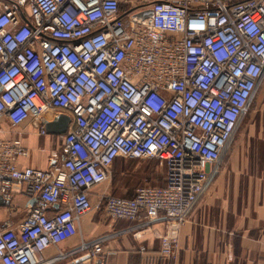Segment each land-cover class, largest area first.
<instances>
[{
	"label": "built area",
	"instance_id": "2783aa9c",
	"mask_svg": "<svg viewBox=\"0 0 264 264\" xmlns=\"http://www.w3.org/2000/svg\"><path fill=\"white\" fill-rule=\"evenodd\" d=\"M263 83L264 0H0V133L32 121L47 136L45 115L70 119L64 158L47 171L20 169L21 138L0 139V197L33 202L17 226L0 224V264L108 255L103 237L44 258L80 235L117 159L158 161L164 185L104 194L105 215L138 223L127 233L177 260Z\"/></svg>",
	"mask_w": 264,
	"mask_h": 264
},
{
	"label": "crops",
	"instance_id": "0c3cea01",
	"mask_svg": "<svg viewBox=\"0 0 264 264\" xmlns=\"http://www.w3.org/2000/svg\"><path fill=\"white\" fill-rule=\"evenodd\" d=\"M51 121L52 114L42 119L43 124ZM39 125L32 121L15 129L7 122L2 125L0 139L19 137L29 152L28 157L19 158L20 169L47 171L64 158L61 138L41 136ZM54 154L57 159H53ZM104 194H108L105 185L94 190L95 209L83 218L80 235L45 251L47 261L78 246L82 239L107 237L103 247L109 254L81 264H264V99L260 109L251 115L248 127L238 132L226 169L183 227L177 260L163 259L160 242L152 235L137 242L131 232L127 233L138 223L109 219L101 204ZM32 205L31 197L23 193H16L10 205L0 201V224L11 222L17 226ZM140 246L146 248L145 253L139 251Z\"/></svg>",
	"mask_w": 264,
	"mask_h": 264
},
{
	"label": "rangeland",
	"instance_id": "374dc122",
	"mask_svg": "<svg viewBox=\"0 0 264 264\" xmlns=\"http://www.w3.org/2000/svg\"><path fill=\"white\" fill-rule=\"evenodd\" d=\"M261 88L262 90L260 89L256 97L257 99L253 103L247 116L243 120V124L240 130L246 129L248 127V125L250 124L251 115H254L260 109V105L264 99V85ZM259 99L260 101L257 104V101ZM231 149L228 153V156L224 160L225 169L227 167L228 158ZM149 171H154V174L149 175L148 174ZM164 178H165V169L163 166H161V164L158 161L149 162V161H140V160L119 159L114 163V165H112L111 178L105 186H107L108 194L110 196L131 197L134 196L135 192L140 188L146 186H157V187L162 186V182H164ZM115 189H118V193H115ZM128 191H132V192L129 194Z\"/></svg>",
	"mask_w": 264,
	"mask_h": 264
},
{
	"label": "water",
	"instance_id": "95a60500",
	"mask_svg": "<svg viewBox=\"0 0 264 264\" xmlns=\"http://www.w3.org/2000/svg\"><path fill=\"white\" fill-rule=\"evenodd\" d=\"M150 15L151 13L147 12L141 15L139 19L143 20L145 18H148ZM69 123H70V119L67 116L62 115L56 121L47 122L45 124V128L48 134L60 136V135H64L67 133ZM0 201L4 204V201L1 197H0ZM86 260H89V259L86 258L82 260V262Z\"/></svg>",
	"mask_w": 264,
	"mask_h": 264
},
{
	"label": "trees",
	"instance_id": "16d2710c",
	"mask_svg": "<svg viewBox=\"0 0 264 264\" xmlns=\"http://www.w3.org/2000/svg\"><path fill=\"white\" fill-rule=\"evenodd\" d=\"M263 87V86H262ZM261 90H262V88H261ZM119 159H117L116 161H118ZM115 161V162H116ZM146 161H149V162H157V161H155V160H146ZM114 162V163H115ZM114 165V164H113ZM148 174L149 175H152V174H154V171H149L148 172ZM164 185V182H162V186ZM135 190V189H134ZM134 190H132V191H134ZM132 191H128L129 192V194L132 192ZM115 193H118V189H115ZM129 194H127V195H129ZM131 197H133V196H131ZM130 196L129 197H126V198H131Z\"/></svg>",
	"mask_w": 264,
	"mask_h": 264
}]
</instances>
